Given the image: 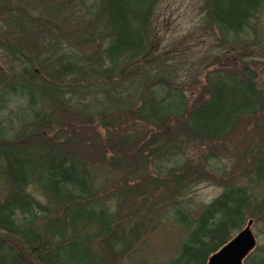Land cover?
I'll return each instance as SVG.
<instances>
[{"label":"trees","instance_id":"1","mask_svg":"<svg viewBox=\"0 0 264 264\" xmlns=\"http://www.w3.org/2000/svg\"><path fill=\"white\" fill-rule=\"evenodd\" d=\"M159 1L0 0V264H115L131 258L154 217L181 236L162 264H207L260 216L255 205L264 212V147L249 186L225 185L201 205L188 198L225 169L209 164L211 153L193 164L185 146L226 139L263 111L264 92L245 68L210 70L206 100L190 106L159 49ZM202 2L222 46H257L264 0ZM124 114L141 130L128 135ZM94 119L115 146L112 187L77 147L98 140L87 129ZM139 167L154 173L138 179ZM130 200L140 205L129 210ZM244 264H264V244Z\"/></svg>","mask_w":264,"mask_h":264},{"label":"rangeland","instance_id":"2","mask_svg":"<svg viewBox=\"0 0 264 264\" xmlns=\"http://www.w3.org/2000/svg\"><path fill=\"white\" fill-rule=\"evenodd\" d=\"M205 15L202 0H160L153 17L159 49L161 54L167 53L165 54L167 61L163 63L174 69L177 82L185 92L189 105L196 106L206 100L205 75L210 70L236 73L245 68L252 73L255 84L264 92V9L257 21L259 42L256 47L248 49V52L231 51L222 46L215 28L205 23ZM1 60L0 56V65ZM124 116L122 118L126 119L125 129L127 128L128 135L141 130V124L129 121L127 124V114ZM87 129L88 132L93 129L92 134H98V140H92L93 146L89 140H84L86 143L82 142L76 146L84 159L93 161L102 173L108 171L110 174L108 183L112 187L117 174L112 172L110 164L112 160H116V155L113 154L115 146L102 140L105 139V134L96 119L93 126ZM54 134V131H51L49 139L54 142L60 141L54 140ZM146 141L141 140L139 145L143 146ZM263 147L264 109L255 116L243 118L224 140L189 141L184 151L193 164L204 163L209 153L214 154L216 156L208 160L209 164L225 169V178L214 182L206 181L193 187L188 193V198L190 197L192 203L201 205L216 199L225 185L249 186L254 171L253 158ZM132 149L133 143L128 150ZM259 158H264V151ZM135 171L134 177L139 176L138 179L142 172H148L149 175L154 173L149 167L147 169L139 167ZM139 205L140 202L134 200L127 204L130 206L129 210H134ZM167 209L168 207L165 210ZM260 211L261 208L255 205L252 214L260 216L250 218L253 220L251 231L256 238L257 246L264 244V212ZM180 237L172 221H162L154 217L152 225L142 234L141 243L132 252L131 258L118 256L115 264L167 263L175 256L176 243Z\"/></svg>","mask_w":264,"mask_h":264},{"label":"water","instance_id":"3","mask_svg":"<svg viewBox=\"0 0 264 264\" xmlns=\"http://www.w3.org/2000/svg\"><path fill=\"white\" fill-rule=\"evenodd\" d=\"M252 223L249 220L241 231L209 258L207 264H243L256 246V239L251 231Z\"/></svg>","mask_w":264,"mask_h":264}]
</instances>
